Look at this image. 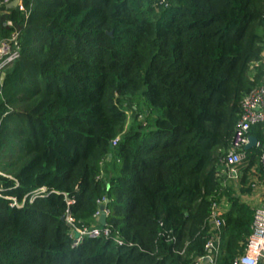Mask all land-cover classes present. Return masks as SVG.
Wrapping results in <instances>:
<instances>
[{"label": "trees", "instance_id": "16d2710c", "mask_svg": "<svg viewBox=\"0 0 264 264\" xmlns=\"http://www.w3.org/2000/svg\"><path fill=\"white\" fill-rule=\"evenodd\" d=\"M20 1L0 7V42L20 32L0 83V264H195L223 200L216 264L243 255L264 125L236 179L222 160L261 84L264 0ZM66 217L109 237L74 247Z\"/></svg>", "mask_w": 264, "mask_h": 264}, {"label": "built area", "instance_id": "2783aa9c", "mask_svg": "<svg viewBox=\"0 0 264 264\" xmlns=\"http://www.w3.org/2000/svg\"><path fill=\"white\" fill-rule=\"evenodd\" d=\"M17 1V4L12 9L24 11L23 4L20 0H0V7H8L12 2ZM164 3L165 0H159ZM7 27H13L11 21H6ZM19 34L20 32L14 29L9 36L0 42V83L3 75L4 68L16 61L19 56ZM264 56V54H263ZM255 125H264V59H263V76L260 86L252 90L244 97L240 104L239 119L233 136L230 141V147L227 155L223 158L222 164L228 169L229 175L236 179L237 167L245 159L244 147L248 143L247 132L250 127ZM117 140H114L112 147L116 146ZM259 165L264 174V150L259 157ZM46 193V189L42 188L34 191L28 195L30 201L36 197H42ZM27 196L24 198V200ZM23 200V203H24ZM104 200L100 203L102 204ZM22 203V204H23ZM13 201L12 207H21ZM223 211L222 204L213 203L209 215L210 223L213 228V235L210 240L205 244V255L199 258L195 264H216V260L220 251V229L222 227ZM65 222L72 228L73 231V246H77L83 239H97L99 237L108 238L109 232L106 229L93 228H78L75 226L74 221L70 217L65 218ZM116 244L122 246L123 243L116 239ZM232 264H264V207L256 209L253 215L251 226V233L247 239L244 253L238 258L234 259Z\"/></svg>", "mask_w": 264, "mask_h": 264}, {"label": "crops", "instance_id": "0c3cea01", "mask_svg": "<svg viewBox=\"0 0 264 264\" xmlns=\"http://www.w3.org/2000/svg\"><path fill=\"white\" fill-rule=\"evenodd\" d=\"M244 204L248 206L253 212L256 209L264 207V184L261 182H256L253 187L251 195L244 197ZM222 208L224 212H227L230 209V203L226 200H223ZM263 205V206H260Z\"/></svg>", "mask_w": 264, "mask_h": 264}, {"label": "water", "instance_id": "95a60500", "mask_svg": "<svg viewBox=\"0 0 264 264\" xmlns=\"http://www.w3.org/2000/svg\"><path fill=\"white\" fill-rule=\"evenodd\" d=\"M16 4H17V1L12 2V3L7 7V9H12L13 7L16 6ZM109 35H111V34H109ZM258 147H260V146H259L257 140H256L254 137L249 136V137H248V143H247V145L244 147V151L246 152V151H249V150H251V149L258 148ZM110 158H111V155H109L108 160H110ZM106 202H107V201H105V203H106ZM97 221H98V224H99L101 227H104V226L106 225V224H105V222H106L105 204L99 206V210H98V219H97Z\"/></svg>", "mask_w": 264, "mask_h": 264}, {"label": "rangeland", "instance_id": "374dc122", "mask_svg": "<svg viewBox=\"0 0 264 264\" xmlns=\"http://www.w3.org/2000/svg\"><path fill=\"white\" fill-rule=\"evenodd\" d=\"M263 203H264V201H263ZM264 205V204H263ZM263 205H260V206H263ZM73 236V235H72Z\"/></svg>", "mask_w": 264, "mask_h": 264}]
</instances>
